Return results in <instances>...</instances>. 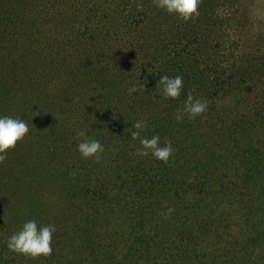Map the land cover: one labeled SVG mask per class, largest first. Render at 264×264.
<instances>
[{
    "label": "trees",
    "instance_id": "1",
    "mask_svg": "<svg viewBox=\"0 0 264 264\" xmlns=\"http://www.w3.org/2000/svg\"><path fill=\"white\" fill-rule=\"evenodd\" d=\"M198 11L0 0V115L30 127L0 163V264H264V0ZM161 75L183 77L178 99ZM189 94L208 102L195 119ZM138 119L171 140L169 164L136 155ZM81 129L100 162L77 151ZM28 219L56 225L52 255L8 250Z\"/></svg>",
    "mask_w": 264,
    "mask_h": 264
},
{
    "label": "clouds",
    "instance_id": "2",
    "mask_svg": "<svg viewBox=\"0 0 264 264\" xmlns=\"http://www.w3.org/2000/svg\"><path fill=\"white\" fill-rule=\"evenodd\" d=\"M155 8L163 9L175 15L177 18L187 22L200 15L198 6L200 0H152ZM142 8V4H137ZM156 86L160 89L165 99L176 100L181 96L184 88L183 77L181 75L168 76L161 75ZM145 87L142 83H133L129 92H137L139 88ZM208 109V102L205 99L194 98L191 94L183 103V113L190 119L202 116ZM178 121L183 119V115L176 116ZM130 131L131 138L138 140L140 147L136 149V155L148 156L149 154L156 160L169 164L175 152L171 140L161 143L159 135L148 137L142 133L149 127L145 119L136 120ZM30 134V127L26 120L10 115H0V163L7 158L9 150L14 149L17 143L24 140ZM76 148L84 159H93L100 162L105 151V146L98 139L91 138L85 129L76 133ZM172 210L169 209V213ZM57 228L55 224H38L35 219L24 221L17 231L7 237L6 247L9 251L31 258L48 257L53 253V239Z\"/></svg>",
    "mask_w": 264,
    "mask_h": 264
}]
</instances>
